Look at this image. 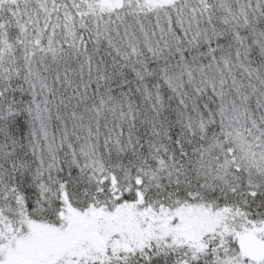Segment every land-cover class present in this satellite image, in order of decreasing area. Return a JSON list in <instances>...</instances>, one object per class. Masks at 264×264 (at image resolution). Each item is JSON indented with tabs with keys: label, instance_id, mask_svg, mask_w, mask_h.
Listing matches in <instances>:
<instances>
[{
	"label": "snow or ice",
	"instance_id": "obj_1",
	"mask_svg": "<svg viewBox=\"0 0 264 264\" xmlns=\"http://www.w3.org/2000/svg\"><path fill=\"white\" fill-rule=\"evenodd\" d=\"M0 264H264V0H0Z\"/></svg>",
	"mask_w": 264,
	"mask_h": 264
}]
</instances>
